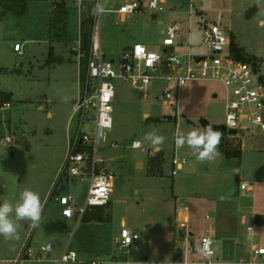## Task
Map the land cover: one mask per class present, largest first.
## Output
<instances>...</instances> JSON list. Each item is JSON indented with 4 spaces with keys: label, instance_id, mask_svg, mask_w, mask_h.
<instances>
[{
    "label": "rangeland",
    "instance_id": "obj_1",
    "mask_svg": "<svg viewBox=\"0 0 264 264\" xmlns=\"http://www.w3.org/2000/svg\"><path fill=\"white\" fill-rule=\"evenodd\" d=\"M132 1L136 0H104L106 14L94 17L93 35L96 31L107 59H118L121 52L137 44L161 51L162 31L170 22L180 25L186 40L176 52L206 54L199 47L201 33L217 22L255 59L253 63L264 76V0H166L157 16L145 11L123 18L115 12ZM140 1L147 4L150 0ZM82 3L81 8L79 0L30 1L23 16L0 8V93L12 97V107L0 110V135L14 136L12 144L0 146V203H15L25 188L38 192L44 202L38 226L21 221L19 239L0 236V259L16 257L27 242L34 252L50 242L53 252L40 256L51 262L28 264H57L66 249L79 254L86 264L94 259L103 264H191L205 259L191 251L189 243L200 246L203 233L213 225L220 236L213 260L248 264L253 246H264V134L250 130L227 136L229 149L239 148L244 138L240 159L221 154L213 162L201 163L187 147L178 149L177 156L186 164L172 176L177 134L203 130L202 119L224 125L226 89L219 82H190L181 88L176 107L164 101L159 83L151 88L152 97L145 99L130 83L114 79V126L109 139L117 146L99 153L117 176L114 193L107 207L87 213L89 222L86 218L75 226L60 217L62 208L56 196L73 195L82 207L90 186L88 181L72 180L67 173L60 175L79 128L74 105L85 61L68 40H78L82 22L96 0ZM251 10L255 12L248 18ZM159 19H165V24L160 25ZM189 39L195 46L191 50ZM16 44L22 46L21 53L15 50ZM52 47L60 56L53 65L47 62ZM64 97L69 98L67 102ZM91 129L92 125H86L82 132ZM153 129L166 137L159 151L143 140ZM134 140L143 148L132 149ZM242 183L251 188L242 193ZM221 196L226 198L221 200ZM249 226L254 229L250 236ZM124 227L141 236L129 253L118 245ZM227 231L228 237L224 236Z\"/></svg>",
    "mask_w": 264,
    "mask_h": 264
},
{
    "label": "built area",
    "instance_id": "obj_2",
    "mask_svg": "<svg viewBox=\"0 0 264 264\" xmlns=\"http://www.w3.org/2000/svg\"><path fill=\"white\" fill-rule=\"evenodd\" d=\"M49 1L57 4L62 0ZM165 2L166 0H150L144 4L136 0L120 5L115 12L121 16L135 15L143 11L159 14L163 11ZM79 4L82 8V0H79ZM189 15L186 13V16ZM201 39L202 44L199 47L205 48L208 53L197 55L189 51L179 54L175 49L184 48L186 40L181 34L180 25L170 22L161 41L163 48L161 51L153 50L144 44H137L131 50L121 53L118 59H107L96 31L89 53L84 51L81 39L74 45L73 50L79 59L84 58L87 68L85 78L80 80L79 98L74 105V116L79 119L78 132L69 144L60 175L67 173L72 180L79 178L88 181L90 186L86 203L82 207L78 206L73 195L66 194L56 198L65 219L72 220L79 217V221H82L91 209L107 207L114 193L117 176L109 168L108 160L99 153L106 147L117 146L109 139L114 126L113 102L116 91L113 81L116 78L123 79L142 91L145 99L152 97L150 90L155 83H159L164 101L176 107L181 88L190 82H219L226 89L224 125L228 131H236V134L231 136L250 130L264 134V76L260 75L257 66V73L254 72L253 62L239 61L234 57L230 51L232 40L219 23L206 26L201 33ZM187 48L188 50L195 48L191 39L187 41ZM15 50L21 53L22 46L16 44ZM11 107V101L0 100V110H9ZM86 125H92V129L82 132V128ZM13 142L14 136L0 135V146L10 145ZM131 148L140 149L143 145L140 141L134 140ZM177 150L175 146L173 176H176L186 164L185 159L177 156ZM250 188L246 183L240 185L242 193ZM247 231L250 236L254 229L249 226ZM129 236H132L131 243L124 247V241ZM140 237L139 234L132 233L130 229L124 227L118 243L120 250L129 253ZM208 240L212 243L205 249L204 242ZM188 246L193 251L191 243ZM53 250V244L48 242L34 252L27 242L16 257L1 258L0 264L51 262L49 259H42L40 255L50 254ZM197 250L205 260L191 264H217L213 260L214 240L210 234L203 235ZM177 253L180 254L179 251ZM61 263L86 264L76 252L68 250H65L57 264ZM88 264H103V262L94 259ZM248 264H264V246L252 250Z\"/></svg>",
    "mask_w": 264,
    "mask_h": 264
},
{
    "label": "clouds",
    "instance_id": "obj_3",
    "mask_svg": "<svg viewBox=\"0 0 264 264\" xmlns=\"http://www.w3.org/2000/svg\"><path fill=\"white\" fill-rule=\"evenodd\" d=\"M90 11L94 17L104 16L106 14L104 0H96ZM63 99L67 102L69 98L64 97ZM221 138L222 133L208 125L203 130L193 129L186 134H177L175 146L177 149L187 147L201 163L213 162L221 155L219 152ZM143 140L159 151L160 146L165 143L166 137L153 129L144 134ZM228 195L230 196L231 193ZM225 198V196L220 197L221 200ZM43 208L44 202L41 200L40 194L29 188H25L19 193L15 203L4 200L0 203V236H3L5 240L19 239L20 222L28 221L31 226H38L41 221ZM131 237L129 236L125 239L124 247L131 243ZM211 243L210 240L205 241L204 248L207 249Z\"/></svg>",
    "mask_w": 264,
    "mask_h": 264
},
{
    "label": "trees",
    "instance_id": "obj_4",
    "mask_svg": "<svg viewBox=\"0 0 264 264\" xmlns=\"http://www.w3.org/2000/svg\"><path fill=\"white\" fill-rule=\"evenodd\" d=\"M29 1H49V0H0V4L2 5V8L5 10H8L9 13L23 16L27 9V3ZM9 4H12L13 8H10ZM10 10V11H9ZM91 9H89V13L87 14L86 19L82 22V46L84 51L89 53V50L92 46V38H93V31L92 28L94 26V16L91 15ZM85 28V29H84ZM231 53L234 55V57L239 61H245V62H253L255 59L247 55L239 46L235 44V42L232 40L231 42ZM56 61V58L54 57L53 50L51 48L49 58H48V64H52ZM256 63V62H254ZM86 68L87 64L86 61L83 62V65L80 70L81 79L83 80L86 75ZM0 100L1 101H12V97L9 94L6 93H0ZM202 126L205 128L208 125H211L215 130H218L222 133L221 142L219 145V152L225 154L226 158H241L242 157V151L241 148L237 149H229V145L227 143V136L229 134V131L224 125H214L209 123L207 120L202 119L201 120ZM87 214L84 217V220L87 218ZM259 221V219H257ZM91 221L87 218V222Z\"/></svg>",
    "mask_w": 264,
    "mask_h": 264
},
{
    "label": "crops",
    "instance_id": "obj_5",
    "mask_svg": "<svg viewBox=\"0 0 264 264\" xmlns=\"http://www.w3.org/2000/svg\"><path fill=\"white\" fill-rule=\"evenodd\" d=\"M63 1H65V0H62L61 2H63ZM66 1H68V0H66ZM83 1V0H82ZM42 2V1H41ZM48 4L50 3L49 1H46ZM167 2V1H166ZM30 3V1L27 3V9H26V12H25V14L24 15H26L27 14V12H28V4ZM79 7H80V4H79ZM0 8L2 9V5L0 4ZM145 11H143V12H141V13H144ZM66 16L65 17H67V14H68V8L66 9ZM140 14V13H139ZM183 16H186V13H181ZM153 16H157V14H153ZM123 18H126V16H122ZM50 20H51V17L49 18ZM50 20H49V22H50ZM159 24L160 25H164L165 24V22H166V20L165 19H159ZM164 32H165V30H163L162 31V33L164 34ZM81 37H82V34L79 36V38H78V40L77 41H72V40H68L70 43H72V44H77L79 41H80V39H81ZM232 40V39H231ZM56 41V40H55ZM57 42H62V41H60V40H57ZM232 42V41H231ZM149 47V46H148ZM133 48V46L131 47V48H129L128 50H131ZM150 48V47H149ZM54 48L52 47V50H53ZM101 49H102V47H101ZM128 50H126V51H128ZM125 52V51H124ZM53 53H54V51H53ZM104 53V52H103ZM121 53H123V52H121ZM70 55L72 56V54H71V52H70ZM54 57L56 58V60L57 59H59L60 58V56L59 55H56L55 53H54ZM64 60H66V59H64ZM62 62H63V60H62ZM51 65H53V63L51 64ZM79 70H80V67H79ZM79 88H80V85H79ZM208 121V120H207ZM209 122V121H208ZM210 123V122H209ZM212 124V123H211ZM214 125H218V124H214ZM225 126V125H224ZM242 134V133H241ZM240 134V135H241ZM228 135H232L231 133H230V131H229V134ZM235 135V134H234ZM243 140H244V138H243ZM243 140H242V142H241V145L243 144ZM241 145H240V148H241V151H242V147H241ZM221 154H223V153H221ZM223 155H225V154H223ZM173 164V163H172ZM173 169H174V167H173ZM182 171V170H181ZM172 172H173V170H172ZM173 176V175H172ZM58 197V195L56 196V198ZM56 198H55V202L56 203H58L57 201H56ZM188 209V208H187ZM219 209H222L221 207H219ZM188 211L191 213V210H189L188 209ZM60 217L62 218V220H64L65 222H67V223H74L75 224V226H77V225H79V224H81L83 221H85L84 219L82 220V221H79V217H75L74 219H72V220H68V219H65L63 216H62V214H60ZM207 219H209L208 217H207ZM263 222H264V220H263ZM50 234V232L48 233V235ZM190 234L192 235V232H191V227H190ZM205 234H210L211 236H212V238H213V240H214V244H215V242H217L218 240H219V238H220V236H219V229L216 227V226H213V225H211L208 229H207V231L206 232H204L203 233V235H205ZM228 235H229V231H227V233H226V235H224V236H227L228 237ZM185 236V234H183L182 235V237H184ZM192 243V242H191ZM256 247H259V246H257V245H254L253 246V248H252V250L254 249V248H256ZM67 250V249H66ZM65 252V251H64ZM251 253H252V251H251ZM79 255V254H78ZM88 264V263H87Z\"/></svg>",
    "mask_w": 264,
    "mask_h": 264
},
{
    "label": "water",
    "instance_id": "obj_6",
    "mask_svg": "<svg viewBox=\"0 0 264 264\" xmlns=\"http://www.w3.org/2000/svg\"><path fill=\"white\" fill-rule=\"evenodd\" d=\"M254 12H255V10L249 11L248 14H247V17L248 18L251 17L254 14ZM256 66H257V63H253V67H254V72L255 73H257ZM230 133L232 135H234V134H236V131H230ZM191 247H192V250H193L194 253H197L198 252L197 245L194 242L191 243Z\"/></svg>",
    "mask_w": 264,
    "mask_h": 264
}]
</instances>
